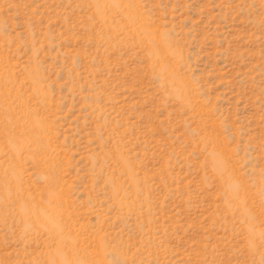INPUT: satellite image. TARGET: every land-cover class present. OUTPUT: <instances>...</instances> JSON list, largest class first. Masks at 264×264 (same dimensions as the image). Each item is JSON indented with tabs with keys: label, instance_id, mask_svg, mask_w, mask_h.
Instances as JSON below:
<instances>
[{
	"label": "rangeland",
	"instance_id": "rangeland-1",
	"mask_svg": "<svg viewBox=\"0 0 264 264\" xmlns=\"http://www.w3.org/2000/svg\"><path fill=\"white\" fill-rule=\"evenodd\" d=\"M0 264H264V0H0Z\"/></svg>",
	"mask_w": 264,
	"mask_h": 264
}]
</instances>
